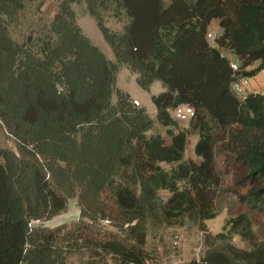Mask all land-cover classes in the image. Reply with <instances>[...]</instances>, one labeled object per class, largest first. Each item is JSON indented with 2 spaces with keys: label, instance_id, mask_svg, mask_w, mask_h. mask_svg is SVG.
Returning <instances> with one entry per match:
<instances>
[{
  "label": "trees",
  "instance_id": "trees-1",
  "mask_svg": "<svg viewBox=\"0 0 264 264\" xmlns=\"http://www.w3.org/2000/svg\"><path fill=\"white\" fill-rule=\"evenodd\" d=\"M26 1L37 0H0V122L18 149L0 143V264H68L77 254L86 264H148L150 228L192 221L207 231L218 216L221 132L247 169L244 180L256 183L247 202L264 211V94L234 90L264 70V0H58L47 31L19 43L11 25ZM75 3L96 19L115 61L84 34ZM105 14L127 18L123 30L107 26ZM214 21L223 29L217 45L208 39ZM223 48L238 58L237 70ZM122 65L145 90L164 85L152 101L169 142L149 135L155 120L116 89ZM182 104L196 109L186 128L173 116ZM191 135L199 163L186 158ZM72 197L80 223L36 224ZM111 218L120 232L105 229ZM229 225V238L248 248L207 233L203 255L184 264H264L254 216Z\"/></svg>",
  "mask_w": 264,
  "mask_h": 264
},
{
  "label": "rangeland",
  "instance_id": "rangeland-1",
  "mask_svg": "<svg viewBox=\"0 0 264 264\" xmlns=\"http://www.w3.org/2000/svg\"><path fill=\"white\" fill-rule=\"evenodd\" d=\"M57 6L58 0L26 1L21 6L15 21L11 25V35L13 38L19 43H25L29 39L35 38L47 31L57 11ZM73 7L76 12L77 23L82 28L84 34L100 47L108 58L115 61L116 58L112 49L105 41L96 19L88 13L85 4L75 3ZM105 20L107 26L119 31L123 30L127 22V18L125 17L121 21H118L110 14H105ZM216 22L211 25L209 32L213 36L216 34L219 37L223 33V29ZM210 38L208 39L211 43L217 45V38L212 40ZM223 51L232 61L239 63L238 58L229 48H223ZM262 76H264V73H262ZM137 78L138 74L132 72L127 66L122 65L117 72L116 89L128 92L131 95V100L134 98L138 99L141 103L140 107L145 108L150 117L155 120V126L148 134H161L169 142L168 128L157 121V110L152 101V97L160 94L165 90V87L161 81L156 80L149 90H145L138 84ZM260 79L258 76L250 77V85L247 89L250 90L253 83L259 84ZM112 101L113 103L117 101L116 93H114ZM179 124L180 128H186L190 126V121L179 122ZM220 134L216 141L215 150V168L219 175V183L214 191V201L218 216L205 222L207 231L202 230L197 223L192 221H187L183 225L173 227L150 228L145 245V249L152 257L148 261V264H184L195 258H199L206 250L205 235L209 233L211 236H216L220 233H225V237L230 239L228 234L229 223L236 216L244 212L251 213L254 216L259 236L262 237L264 235V211L258 208L253 209L246 200L248 190L255 186L256 183L251 179L244 180L247 176V169L239 159L235 160L234 155L227 148L226 142L228 139L225 137L224 132ZM198 138V135L190 136L186 152V158H193L197 163L202 161V158L195 154V145ZM0 143L4 148L18 151L14 138L8 134L1 122ZM163 166L169 167L166 163H163ZM104 195L109 200V193ZM162 195L166 198L169 196V193L162 192ZM80 221L78 198L72 197L69 199L67 208L64 211L50 220L44 222L36 221V224L47 228H55L62 225L73 226L80 223ZM113 223L114 219L111 218L110 223L105 225V229L120 232L119 228ZM176 241H178L177 244ZM229 241L240 248H248V243L238 235H232ZM86 261L87 255L82 257L77 254L70 257L68 264H86Z\"/></svg>",
  "mask_w": 264,
  "mask_h": 264
},
{
  "label": "built area",
  "instance_id": "built-area-1",
  "mask_svg": "<svg viewBox=\"0 0 264 264\" xmlns=\"http://www.w3.org/2000/svg\"><path fill=\"white\" fill-rule=\"evenodd\" d=\"M212 36L213 34L209 32L208 38L211 37L210 38L211 40L217 38L216 34L213 37ZM231 66L234 70H237L239 68V64L234 61H231ZM249 85H250L249 78L248 77L243 78L239 82L235 83L234 90L238 95L244 98L249 92V90L247 89ZM132 102L137 107L141 106L140 101L136 98L132 99ZM173 116L175 117L176 120L180 122L190 121L196 116V109L194 108V106L190 104H182L174 109ZM177 243L178 241H176V244Z\"/></svg>",
  "mask_w": 264,
  "mask_h": 264
},
{
  "label": "crops",
  "instance_id": "crops-1",
  "mask_svg": "<svg viewBox=\"0 0 264 264\" xmlns=\"http://www.w3.org/2000/svg\"><path fill=\"white\" fill-rule=\"evenodd\" d=\"M214 21L213 23H215ZM217 23V22H216ZM262 73H264V70L261 71L257 76L260 77V83H253L251 86V89L249 90V93H263L264 94V76H262ZM256 77V76H255Z\"/></svg>",
  "mask_w": 264,
  "mask_h": 264
},
{
  "label": "clouds",
  "instance_id": "clouds-1",
  "mask_svg": "<svg viewBox=\"0 0 264 264\" xmlns=\"http://www.w3.org/2000/svg\"><path fill=\"white\" fill-rule=\"evenodd\" d=\"M218 37V36H217ZM225 53V52H224ZM228 56V55H227ZM249 93V92H248ZM240 96V95H239ZM241 97V96H240Z\"/></svg>",
  "mask_w": 264,
  "mask_h": 264
}]
</instances>
